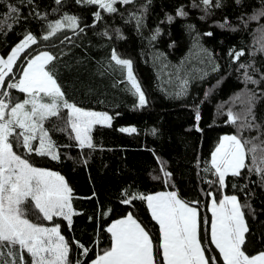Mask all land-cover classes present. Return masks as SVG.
<instances>
[{
	"label": "trees",
	"instance_id": "1",
	"mask_svg": "<svg viewBox=\"0 0 264 264\" xmlns=\"http://www.w3.org/2000/svg\"><path fill=\"white\" fill-rule=\"evenodd\" d=\"M257 29L264 32V0H0V56L32 41L12 71L46 52L42 69L59 102L109 115V125L93 126L82 148L50 127L41 135L49 148L39 154L38 137L26 146L17 130L5 138L28 165L60 175L69 190V220L53 221L67 264H92L111 245L107 227L127 215L148 236L154 264H162L159 228L144 197L174 193L201 220L219 187L240 206V253L264 254V53L255 49ZM115 58L129 62L143 106ZM11 91L2 87L1 101ZM240 94L251 104L238 136L244 163L219 186L211 154L222 136L236 135L229 111L240 105L229 101ZM255 141L258 156L251 153ZM198 240L208 264H223L202 227ZM19 262L15 248L0 242V264Z\"/></svg>",
	"mask_w": 264,
	"mask_h": 264
},
{
	"label": "rangeland",
	"instance_id": "2",
	"mask_svg": "<svg viewBox=\"0 0 264 264\" xmlns=\"http://www.w3.org/2000/svg\"><path fill=\"white\" fill-rule=\"evenodd\" d=\"M109 1L115 0H89L100 5ZM263 33L257 29L254 41L255 49L264 53ZM31 42L26 37L5 57L0 56V91L4 86L12 90L8 100L0 99V242L7 249L15 248L19 264L25 260L29 264H67L64 242L53 221L69 220V190L60 175L28 165L5 138L17 130L26 146L27 141L38 137L39 154L40 149L49 148L41 135L50 127L70 135L82 148L88 144L93 126L109 125V115L61 104L58 88L42 69L49 59L46 52L27 57L21 67L12 71ZM115 61L125 65L137 105L143 106L144 96L129 62L116 58ZM230 103L233 107L240 105L237 113L229 111L236 135L222 136L210 159L219 186L226 175L237 174L244 163V149L238 136L246 128L245 116L249 119L246 112L251 104L241 94ZM122 130L130 132L132 128ZM252 148L255 151L251 153L258 156L259 142L255 141ZM214 193L206 204L208 218L205 214L201 220L198 209L182 203L174 193L158 192L144 197L148 213L159 228L162 264H208L198 240L199 227L207 232L223 264H264V254L245 257L239 251L245 227L237 200L223 196L220 187ZM107 231L111 245L92 264H154L149 238L132 217L127 215L112 222Z\"/></svg>",
	"mask_w": 264,
	"mask_h": 264
}]
</instances>
